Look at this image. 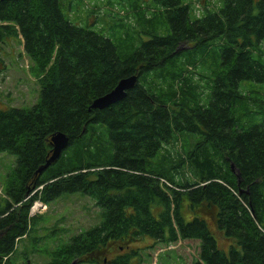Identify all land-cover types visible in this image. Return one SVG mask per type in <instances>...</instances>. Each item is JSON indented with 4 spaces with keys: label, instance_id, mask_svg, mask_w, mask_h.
<instances>
[{
    "label": "trees",
    "instance_id": "16d2710c",
    "mask_svg": "<svg viewBox=\"0 0 264 264\" xmlns=\"http://www.w3.org/2000/svg\"><path fill=\"white\" fill-rule=\"evenodd\" d=\"M201 1L107 0L133 19H118L123 33L111 40L78 19L85 0H0V44L18 39L38 68L50 67L35 104L0 110V153L16 157L17 179L0 208V264L37 231L33 201L76 193L101 220L47 264H98L107 248L145 238L198 241L192 264H264V0L195 7ZM132 75L138 82L122 101L90 109ZM244 102L258 122L237 115ZM56 133L68 147L37 174ZM120 251L104 263L142 262V252Z\"/></svg>",
    "mask_w": 264,
    "mask_h": 264
},
{
    "label": "rangeland",
    "instance_id": "374dc122",
    "mask_svg": "<svg viewBox=\"0 0 264 264\" xmlns=\"http://www.w3.org/2000/svg\"><path fill=\"white\" fill-rule=\"evenodd\" d=\"M202 1L195 7L202 4ZM206 1L211 6L216 3V0ZM85 3V12L79 13L77 15L78 19L84 21L93 31L111 40L120 37L123 33V30L117 27L119 20L129 22V19H131L133 21L130 9L118 11V7H115L112 10L107 5V0H85ZM114 13H117L118 17L114 16ZM68 14L72 15L73 12H68ZM126 16L128 19H125ZM68 20L76 24L73 20ZM86 24L76 25L87 26ZM141 38L146 40L144 36H141ZM17 41L18 39L15 41L7 40V42L0 44V68L3 66V71L0 74V110H5L8 107L29 109L35 104L39 98L41 81H44L43 79L47 76L50 68L49 65L38 68V65L36 66L25 53L22 44H18ZM200 87L206 93L207 86L203 81L200 82ZM254 90L259 91L260 87L258 85L250 87L251 92ZM253 98H255V95H253ZM258 98H261V96H258ZM245 103L239 107L237 115L242 118L243 122L251 117L258 122L262 118L261 114H255L258 109L248 107ZM256 103H260L259 100H256ZM259 109L261 110L259 113H264L262 108ZM168 148L173 152L178 151L180 150V142L173 149L171 146H168ZM15 165L16 157L14 155L0 153V208H3L6 204L7 191L10 186L17 181L13 171ZM31 207L32 209L35 208V214L32 215L39 216L37 220L39 223L38 229L28 239L23 238L19 242V248L11 259V264H47L54 258L52 252L60 245L64 246L70 236L88 230L101 220L99 208H95L93 201L80 193L63 195L48 206L46 205L47 208L43 207L40 201H33ZM190 216V213H185L187 219ZM207 221L214 235H216L218 246L221 249H226L230 242L216 232L214 223L210 218L207 217ZM33 238L39 240L40 243H35ZM123 246L126 248L121 247L120 250L122 251L118 248H107L104 261L109 260L119 251L127 253L137 250L139 253L142 252V262L139 261V264H192L198 254L199 242L179 240L174 244L163 245L145 238L135 243L129 242ZM104 261H99L98 264H106Z\"/></svg>",
    "mask_w": 264,
    "mask_h": 264
},
{
    "label": "water",
    "instance_id": "95a60500",
    "mask_svg": "<svg viewBox=\"0 0 264 264\" xmlns=\"http://www.w3.org/2000/svg\"><path fill=\"white\" fill-rule=\"evenodd\" d=\"M2 1H11V0H2ZM138 82V76L132 75L121 79L114 89H112L107 94L95 99L91 105L90 109L92 110H103L114 104L119 103L125 97L128 91L133 89ZM68 137L63 133H56L52 135L50 139L51 143V153L47 159L45 165L38 169L37 174L44 172L49 166L57 162L60 158L62 151L68 147ZM233 170V167H231Z\"/></svg>",
    "mask_w": 264,
    "mask_h": 264
},
{
    "label": "built area",
    "instance_id": "2783aa9c",
    "mask_svg": "<svg viewBox=\"0 0 264 264\" xmlns=\"http://www.w3.org/2000/svg\"><path fill=\"white\" fill-rule=\"evenodd\" d=\"M38 201V200H37ZM41 205L43 206V207H45V205H43L42 203H41ZM37 207V206H36ZM34 211H35V208L34 209H32V207H31V209H30V211H29V216H33L35 213H34ZM34 213V214H33ZM37 213V212H36ZM33 214V215H32Z\"/></svg>",
    "mask_w": 264,
    "mask_h": 264
},
{
    "label": "flooded vegetation",
    "instance_id": "af4514ba",
    "mask_svg": "<svg viewBox=\"0 0 264 264\" xmlns=\"http://www.w3.org/2000/svg\"><path fill=\"white\" fill-rule=\"evenodd\" d=\"M104 262H106V261H104Z\"/></svg>",
    "mask_w": 264,
    "mask_h": 264
}]
</instances>
